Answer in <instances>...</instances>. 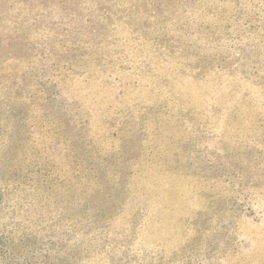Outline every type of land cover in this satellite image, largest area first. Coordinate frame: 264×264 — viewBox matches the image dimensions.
<instances>
[{
	"label": "rangeland",
	"instance_id": "374dc122",
	"mask_svg": "<svg viewBox=\"0 0 264 264\" xmlns=\"http://www.w3.org/2000/svg\"><path fill=\"white\" fill-rule=\"evenodd\" d=\"M183 31L190 47L169 52ZM192 50L203 62L179 70ZM200 69L211 73L195 85ZM161 89L169 112L152 114ZM0 110V264H155L157 251L169 264H264V0H0ZM80 151L92 166L70 164ZM174 158L220 198L191 193V178L165 170ZM130 166L144 172L125 200ZM100 171L116 183L109 199L60 226L48 185L64 192L65 174L96 189ZM142 182L184 191L151 199Z\"/></svg>",
	"mask_w": 264,
	"mask_h": 264
},
{
	"label": "trees",
	"instance_id": "16d2710c",
	"mask_svg": "<svg viewBox=\"0 0 264 264\" xmlns=\"http://www.w3.org/2000/svg\"><path fill=\"white\" fill-rule=\"evenodd\" d=\"M129 8H131V7H129ZM104 9L108 11L109 19H113L114 21H115V18L121 19L124 16L121 13H117L113 10H109L107 7H105ZM125 10H127V8H123V7L121 8V12L123 11L122 13H124V14H126ZM146 11L148 13H152V11H150V9H145V12ZM136 13L138 14V12H136ZM189 36H190V34H189ZM189 36L186 32L183 31V33L181 35V37H182L181 41L182 42L179 41L177 45H174V46L171 45V50L169 52L176 54L177 51L182 50V48H184L183 50H185V49L187 50L188 47H190V43H188V41L190 39ZM153 43L156 45V49H160V47H161V45H159V44H161L160 41H153ZM194 54H197V53H194V50H192L189 53L187 52V55L182 56V57H176L174 59V60H177L174 62L176 64V66L179 68V70L182 67L191 68V66L194 65V63L190 61V58H193V59L196 58L194 60L196 65L199 64L198 63L199 61L203 62L202 58L197 57ZM112 64H113L112 65L113 68L118 67L117 71L122 70V67H124V63L123 64L119 63L118 65H116V63H112ZM202 68H204V67H202ZM209 73H211V71L201 73V69H200L198 72H196L195 76H191L189 78V81H191L195 85H199L204 80H206ZM109 78L112 80L111 85L118 81V79H116V78L115 79L113 77H109ZM187 85L190 87V85L188 83H187ZM162 87L166 88V86H164V85ZM161 90H163V89H161ZM164 91L165 92L167 91L168 92L167 95L170 96L168 89H165L163 91H159L160 92V98L151 107L152 108V114L157 113L158 115H166V113L169 112L167 105H166L167 102L163 101V99L165 97ZM179 107H182V106H179ZM1 111L2 110H0V112ZM9 113H10V111H9ZM129 117L134 119L137 123L139 121H144V119H145L143 114L136 115V117H134L132 114H130ZM121 120L122 121H121V123H119V126L114 127V129H112V127L109 126L110 130L113 131L114 137H118V133L122 129V127H120V126H122V124H125L127 121L130 122V119H127L126 115H121ZM177 121L179 122V120H177ZM139 128H142V127H139ZM140 134H142V131H139V135ZM83 138H87L88 141L92 142L91 138L88 137V133L86 135H83ZM120 142L123 145V142H125V141L120 140ZM86 145H88V144H86ZM10 149H12L13 151L16 150V145H14V143H12V142L10 145ZM133 150L134 149H132L130 152H127L125 147H123V148L119 147L116 150V153L122 154L127 158H129L132 155L138 156V155H136L138 153L132 154ZM80 152L71 157L72 163H70V164H72V165L75 164L76 160L79 158V160L81 161V164L84 165V163H85L86 165L92 166L93 164L88 161L87 157L82 152L81 153ZM107 155H109V154H107ZM107 161H109V160H107L106 158L103 159V162H107ZM173 163H174L173 167L165 168V170L171 174H179L184 178H191V180H193V186L191 187L192 188L191 193H194L198 198H200L203 201L204 200L208 201L214 197L220 198L221 194H216L217 193V187H215V184H212L211 181H208L205 176H203V175L202 176H199V175L190 176L186 173L185 170L177 169L178 168L177 158L173 159ZM82 169H81V171H82ZM85 170L87 171V169H85ZM63 171L64 170H61L60 174ZM80 172L78 173V175H81L82 172L81 173ZM142 172H144V171H142L138 168H133V170H132L131 166L126 171L125 183H123V184H125V188H126L125 200H126V198H128V199L130 198L131 189H132L131 186L133 184L132 181L134 179V176L139 175ZM92 176L98 183V186L96 187V189L90 190V185L87 182L88 180L82 181V179L79 178V176H77L76 178L71 177V176L66 177L65 174H62L60 176L61 177L60 183L62 182V185H63L64 182H67V183H65V185H68L67 188H66V186L65 187L62 186L65 190L64 192H63V190L59 191L58 187H53V185L52 186L48 185V187H49L48 194L50 195L49 197H51L50 198V211H53L54 214L55 213H59V214L61 213L62 214L58 220V222H59L58 224H60V226L71 228L73 225L76 226L77 225L76 223H80L79 218L74 217L73 219H71V218L67 217V216H72L73 215L72 212L75 211L78 206L82 207V212H84V213L81 214L80 211L78 212L76 210L75 216H81V215L87 216L91 213L90 209L92 208L91 203L93 201H95L97 203H101L102 200L109 199V197H110V195H109L110 191L109 190L111 188L115 187L116 183H113L112 185H110V184L108 185V181H106V180H107V178H109V175H108V173H107V175H105V172L100 171L98 173L92 174ZM82 177H87V175H82ZM245 178H247V177H242V179H244V180H245ZM78 180H79V184L77 183ZM223 182L227 184L226 191L228 193H232V192L235 193L236 192L237 195H235V199L239 198L240 194H238V185L236 184V182H233V180H230L228 177H226L225 180H223ZM97 183L95 182V184H97ZM43 184L45 185L44 181H42L41 184L40 183H37L35 185L32 184L33 186H35V188H34V191H32L28 194V196L31 199L36 196L34 201H39L42 199L41 195L44 194V190H43V188H41V190H40V185H43ZM155 185H157V184H155ZM99 186H102V189H99ZM164 188L165 187L159 186V187H157V189L155 187L154 189H152V191H150L151 189H150L149 185L146 182H142L138 186V188L136 189V194L152 199L153 197H155V198L159 197L160 193H163L165 195H170L171 192H173L174 195H181L184 191V189L179 188L178 186H174V187L168 186V188H169L168 192H161L162 190H164ZM66 189H70V195L68 196V198L64 199V195L66 194ZM193 234H196V231H193ZM189 252L193 253L194 251L191 250ZM157 257H158V259L155 262V264H169L171 262L170 260L174 259L172 256V258L170 260H168L167 254L161 253V251H157ZM176 264H179V263H176Z\"/></svg>",
	"mask_w": 264,
	"mask_h": 264
}]
</instances>
